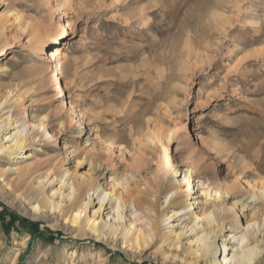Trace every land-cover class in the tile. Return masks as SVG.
I'll return each instance as SVG.
<instances>
[{
  "label": "rangeland",
  "instance_id": "1",
  "mask_svg": "<svg viewBox=\"0 0 264 264\" xmlns=\"http://www.w3.org/2000/svg\"><path fill=\"white\" fill-rule=\"evenodd\" d=\"M0 67V264H225L242 247L264 264V0H0ZM211 211L202 257L194 215Z\"/></svg>",
  "mask_w": 264,
  "mask_h": 264
},
{
  "label": "bare ground",
  "instance_id": "2",
  "mask_svg": "<svg viewBox=\"0 0 264 264\" xmlns=\"http://www.w3.org/2000/svg\"><path fill=\"white\" fill-rule=\"evenodd\" d=\"M151 9V8H150ZM144 10V9H143ZM147 10V9H146ZM218 11V10H216ZM143 12V11H142ZM138 14V13H137ZM220 14V13H219ZM223 15V14H222ZM221 18V16H219ZM224 17V16H223ZM20 15L17 14L15 21H19L20 20ZM218 19V18H217ZM222 19V18H221ZM205 20V19H204ZM222 21V20H221ZM231 21V20H229ZM215 22V21H214ZM200 23V22H199ZM229 23V22H228ZM226 23V24H228ZM232 23V22H231ZM217 25V24H216ZM219 25V24H218ZM231 25V24H229ZM228 25V26H229ZM220 26V25H219ZM227 26V25H226ZM221 27V26H220ZM219 27V28H220ZM194 28V27H193ZM227 29V28H226ZM70 30H71V25L69 21H63L62 25H60L59 27V31H58V35L53 37L52 41L54 43H58L60 42V40H63L65 38H68L70 36ZM224 32V30H223ZM197 39V38H196ZM197 45V44H196ZM195 45V46H196ZM210 45V44H209ZM196 49V48H195ZM6 52L2 51L1 55L5 54ZM62 56V52L60 51L59 48H55L53 51H51L50 54V58L52 61L55 62V66L53 68V70L51 71L50 74V79L53 82V90L54 92L58 93L60 95V97L63 96V91H64V87L61 84V76H62V71H63V64L61 63L60 59ZM263 56V55H262ZM170 63V62H169ZM1 69V67H0ZM8 99H6L5 103H7ZM3 105V103H2ZM8 118H5V120L1 121V126L0 129H2L4 126L8 125ZM29 124L26 122L24 123V126H28ZM39 127H41V129L43 130V132L45 134H47V136H49L51 139H53V136L45 130V125L44 124H40ZM27 132V131H26ZM170 132V131H169ZM173 131L170 132V137L169 139V144L173 139ZM24 131L22 129H18L16 133H14L13 136H10V138L13 139V141H15L13 147H16L17 149L20 148L21 146H23L26 136L23 135ZM176 137V136H175ZM12 147H6L5 149L2 147L1 151H9ZM168 151H166L165 153V170L170 171L172 173H175L176 175L177 170L175 169V167L172 165V160L170 158V156L167 154ZM25 156H22V158H24ZM18 168H14L13 171L17 170ZM1 173V170H0ZM234 182V181H233ZM183 185H187L188 189H191L192 186V176L190 174H186L185 178H184V184ZM76 194V190L75 188L71 189V192L68 194V198H72L73 196H75ZM173 194V193H172ZM262 195H264V186L261 192ZM110 197V193H105V195L103 196V198L101 199V204H103L106 200L107 197ZM191 196V195H189ZM173 196L170 197V200L172 199ZM117 199L119 200V203L121 206H116L113 207V210L116 211V217L115 219L117 221H121L124 219V214H123V201H122V196L117 197ZM222 199V195L221 193H217L214 197V203H220V200ZM251 199H253V202L259 201L261 198L260 196H258L257 194H253ZM173 201V200H172ZM51 203V202H50ZM89 203H84V207L83 206H77L76 210H73L71 212V219L72 216H74L72 221V225L76 226L79 230L81 229L80 227V221H81V217L83 215V213L85 212V210L87 209ZM192 206H194L195 204H191ZM103 206V205H102ZM248 205L244 206V209L247 207ZM217 207V206H216ZM214 205V209L216 208ZM122 209V211H121ZM138 209V208H137ZM208 211V210H207ZM223 211V210H222ZM136 213H134L135 215ZM194 220H195V227L197 229L200 228V226H202V231L200 233L199 238L196 241L197 244V252L200 253V255H202V257H206L209 252H210V236L213 233V227L214 225H216V223L218 222L217 220V215L214 212H210L208 214H203L202 216L199 214H195L194 215ZM206 221V225L204 224V222ZM257 221V220H256ZM255 220H252L250 222H248V226L247 229L248 233H252L251 232V228H255V226L258 224V222H256ZM201 222H203V224H201ZM92 223V224H91ZM87 224L91 226V231L94 233H99L100 229H99V225H97L96 220H87ZM259 225V224H258ZM206 227H208V232H206L207 230H204ZM260 227V226H259ZM105 228L107 229V231L113 235L114 237L117 236V233L119 231V225L115 226L113 223H107L105 225ZM106 231V230H105ZM247 232V231H246ZM129 234V233H128ZM246 234V233H245ZM109 235V234H108ZM247 235V234H246ZM250 235V234H249ZM105 237V236H104ZM152 237V231L148 232L147 234L142 233L141 231L139 232L138 236L136 238H134L135 243L137 244V248H140L141 245H147L148 243V239H151ZM245 238H243V242L242 244L245 242ZM143 243V244H142ZM223 247H224V252L227 251V247L228 245L226 243H223ZM249 247V246H248ZM262 253V251H259L258 247H251V248H246V247H242V251L240 253H233V256H231V258H228L227 256L224 257V262L225 264H228L229 262L235 261L233 262L234 264H253L258 256H260V254ZM229 256V255H228Z\"/></svg>",
  "mask_w": 264,
  "mask_h": 264
},
{
  "label": "trees",
  "instance_id": "3",
  "mask_svg": "<svg viewBox=\"0 0 264 264\" xmlns=\"http://www.w3.org/2000/svg\"><path fill=\"white\" fill-rule=\"evenodd\" d=\"M0 220L3 221L4 219L2 217H0ZM24 223L27 224L26 221H24ZM36 225H39V224L37 223Z\"/></svg>",
  "mask_w": 264,
  "mask_h": 264
}]
</instances>
